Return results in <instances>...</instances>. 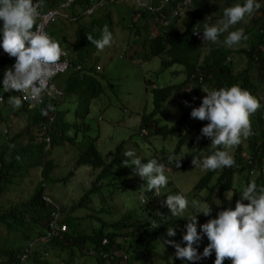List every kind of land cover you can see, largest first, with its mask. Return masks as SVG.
<instances>
[{
    "label": "trees",
    "instance_id": "obj_1",
    "mask_svg": "<svg viewBox=\"0 0 264 264\" xmlns=\"http://www.w3.org/2000/svg\"><path fill=\"white\" fill-rule=\"evenodd\" d=\"M42 1L43 9L46 10L54 8L64 0ZM94 1L97 0H78L74 7L73 5L70 7L71 15H77ZM145 2L156 5L160 0ZM193 2L195 13L183 19L173 20L170 26L157 28L154 37L151 36L149 26L154 25L155 28L160 25L155 23L153 14L146 9L137 8L132 2L122 3L123 6L116 4L106 6L91 16L80 17L75 23H70L75 25L74 38L72 43L65 44V49L70 54L72 69L67 74L54 77L53 81L60 84L65 99L75 102L74 122L67 119L68 110L61 106L63 101L57 96H46L42 105L31 108L28 104L12 100L6 92V77L0 72V95L4 96V102L0 103L3 104L1 107L4 111L0 108V114L9 110L23 112L30 124L40 128V135L31 133L32 138L30 135V138H25V142L20 139L21 134L16 130L8 141L1 144L3 149L0 150V197L12 190L10 185H20L29 175L31 168L41 167L43 178L30 197L18 201L16 205L8 206L9 202L0 204V209L7 210L0 214V264H20L25 246L44 234L50 223L54 207L41 199L46 192L45 178L53 170L52 163L47 161L48 151L46 137L42 134L43 126L48 124L57 109L55 120L50 126L52 144H78L76 133L70 131L72 128H80L83 131L88 128L84 119L89 113L90 102L104 91L100 82L102 72L97 70L100 67L102 71V66H99L101 57L94 59L93 55L98 54L101 46L115 43L114 35L118 25L116 13L121 15L118 26L120 29H128L133 34L135 32L136 36L141 34L144 37L139 41L134 35L136 42L144 48V52L136 51V55H141L147 61L159 58L162 70L179 65L185 73L184 80L178 84L164 88L152 86L153 108L151 112L142 115L141 130L151 128L153 134L167 136L179 130L198 108H204V101L201 100L203 94L206 93L213 99L211 109L206 113L207 119L193 123L186 132V135L195 132L201 139V149L205 150L201 157H198V152L195 151L191 159L201 158L200 160L207 164L208 156L215 157L214 165L196 184L193 192L208 189L211 194L204 201L210 207L212 194L217 191L220 200L218 218L221 219L226 208L225 193L232 189L234 176L236 174L245 176L248 185L249 180H254L253 190L248 196L244 194L245 188L241 191V195L246 199V212L239 222V229L230 227V232L223 231L225 237L220 234L225 245L233 247L232 243L237 240L246 244L242 253L245 264H260L264 255V228L251 226L250 222L254 209H261L264 212V200L254 207L257 196L264 193V180H259L254 174L257 166L264 161V96H260V92L264 90V0H193ZM120 7L124 9L123 13ZM246 7L252 11L251 20L248 22L245 21L248 16V12L244 10ZM174 8L175 3L171 5V13ZM13 12H16V16L8 18L7 16ZM125 16H128L127 26L124 25ZM196 18L200 20L199 36L195 35L193 29ZM177 20L183 22L182 27L176 25ZM224 21L229 23L224 25ZM36 24V19L27 17L24 12L19 11L14 0H0V35H5L8 39L16 38L18 44L24 34L34 29ZM227 28L234 32L233 40L230 43L220 42L215 45L216 41L224 39L218 34V30L226 31ZM58 33L63 32L59 28L54 29L55 41L61 45ZM234 54L243 56L246 62V67L239 72L234 69ZM20 62L21 60L11 56L5 60L0 59V70L12 68ZM145 84L148 86L150 82L145 81ZM186 88L190 91H185ZM164 102L175 105L182 102L188 107L181 118L170 127L159 126L158 119L155 118L161 112ZM5 118L9 119L8 113ZM242 121L248 124L246 131L241 130ZM209 123L213 125L208 127ZM184 138L185 136L179 139L176 147L167 156H155L154 163L160 166L161 161L170 164L184 143ZM19 140H22V143ZM97 140L98 138H91L81 150L77 147L79 158L75 168L86 165L93 170H99L97 178L91 184L92 187L82 197L81 207L89 204L93 193L105 187L103 183L106 179L111 178L115 182L117 177L123 176L124 173L119 172L116 165L128 160L123 154L122 142L117 146L112 161L107 163L97 147ZM192 140L193 146L196 140ZM212 141L214 145L209 144ZM244 155L248 158L243 157ZM213 180L215 183L212 185ZM147 195H151V192ZM104 200L105 197L101 196L100 201ZM146 205H148L146 211H149L150 203L147 202ZM60 208L65 214L63 223L67 225V231L46 244H37L36 246L41 248L34 247L29 255L28 264H49L45 256L49 251L57 252L59 255L65 253L67 257L63 260L64 264H71L77 258H85L86 250L88 254L92 252L90 256L96 259V264L136 263V259L142 256L146 259V256L150 255L149 246L152 241L158 239L159 231L177 221L171 215L174 206L169 203L168 213L151 216L152 222L148 218L141 219L136 212L129 211L119 220L107 222L98 219L99 227L83 230L80 224H75L66 215L69 214L68 210L65 209V213L64 208L61 206ZM152 226L156 229H152ZM198 230L199 227L194 233ZM236 231L238 235H235ZM21 241L25 243L23 245L18 243ZM240 247L237 249L238 252ZM158 250L159 245L153 253L156 254ZM135 251L138 253L137 257ZM191 254L193 256L190 264H216L218 256V253L215 256L206 254V248L194 249ZM172 260L173 264H181L180 257Z\"/></svg>",
    "mask_w": 264,
    "mask_h": 264
},
{
    "label": "rangeland",
    "instance_id": "obj_2",
    "mask_svg": "<svg viewBox=\"0 0 264 264\" xmlns=\"http://www.w3.org/2000/svg\"><path fill=\"white\" fill-rule=\"evenodd\" d=\"M116 5L123 6V4ZM222 5L220 6L222 7ZM120 8L123 13L124 9ZM244 10L248 12L245 20L248 22L251 20L252 11L247 10V7ZM190 15V12H185L180 19ZM125 17L124 25L127 26L128 16ZM115 18L118 24L114 35L115 43L101 46L97 52L98 54L93 55L94 59L98 56L101 57L99 66H102V71L98 72H102L99 74L104 91L99 97L92 99L90 102L89 113L84 119V123L88 128L85 131L80 128H72L70 131L76 133L78 144H52L49 147L47 161L52 163L53 170L45 178L46 192L57 204L64 208L65 213V209L68 210L69 214L66 213V215L70 217L72 222L77 225L80 224V227L86 230V228L99 227L100 222L98 219L113 222L123 218L129 211L136 212L143 220L147 219L149 213L146 211L147 206L145 203L148 200L144 199L142 194L157 189L160 194L159 202L164 205L171 203L174 206L173 216L177 221L159 231L158 239L152 241L149 246L151 252L150 255L146 256V259L145 256H142L136 259V263L133 262L132 264H145V262L147 264H173L172 258L175 259L176 257L174 253L178 252L179 249L184 251L181 264H190L193 256L190 250L195 248L196 242L187 243V237L194 234L197 227H200V229L195 234V238L202 242L200 247L204 246L206 237L219 236V232L225 237L223 231L228 230L230 232V227L239 229V222L245 214V201L239 196V191L246 186L245 176L240 174L234 176L232 190L226 193L225 196L227 208L220 220L218 219L220 200L217 191H213L210 207L204 201L211 194L208 189L197 193L193 192L196 184L215 163V157L211 155L208 156L207 164H204L200 160L201 158L191 159L195 151L198 152V157H201L205 154V150L201 149V139L196 136L195 132L186 135L188 127L192 126L193 123L207 119L206 113L207 110L211 109L213 99L206 93L201 96V100L204 101V108H198L196 113L188 118L179 130H175L167 136L153 134L151 128L147 130V135L142 132V115L151 112L153 108L152 86L164 88L178 84L184 80L185 73L179 65H173L162 70L159 58H152L147 61L141 55H136V51L138 53L144 52L141 44L136 42V40L140 41L144 37L141 34L136 36L135 32L133 34L128 29H120L118 26L121 15L119 16L116 13ZM66 22L61 20V22L54 23L52 26H60L65 29L64 24ZM175 22L178 27L183 26L182 21L177 20ZM228 23L229 21L223 22L224 25ZM149 28L151 29V36L154 37L157 28H160V26L154 28V25H150ZM193 29L195 30V25ZM68 31V34L58 33L57 35L61 40L64 38L65 41L73 42L75 25H69ZM218 34L222 35L224 39L216 41L215 45L220 44V42L230 43L234 37L231 28H227L226 31L218 30ZM25 41L28 42V35H25ZM68 42H63L61 45L65 47V43L69 44ZM1 44L4 43H0V46ZM233 59L236 72L246 67L243 56L234 54ZM145 81H149L150 84L147 86ZM55 85L62 90L57 81ZM111 85L113 88H111ZM185 91L190 90L186 88ZM261 95L264 96V90L260 92ZM1 106L3 104L0 105V108L4 111ZM61 106L68 110L67 119L74 122L75 102L66 98ZM186 108H188L187 105L182 102L180 105L164 102L161 112L155 117L158 119V125L170 127L181 118ZM7 113L9 119L5 118ZM243 122H240L241 130L246 131L248 124ZM34 125L29 123L23 112L17 113L9 110L4 114H0V150L3 149V145H1L3 141L4 143L8 141L16 130L19 131L21 134L20 139L24 142L25 138H30V135L32 138L31 133L40 135V128ZM183 136H185L184 143L181 145L179 152L174 155L171 163L161 161L162 166L155 165V156H167ZM91 138H98L97 147L107 163L112 161L117 146L124 142L123 154L125 159L128 160L116 165L117 170L124 173L123 176L117 177L115 182L111 178L106 179L103 183L105 187L101 191L99 189L96 193H93L90 196L89 204L81 207L82 197L92 187L91 184L99 173V170H93L86 165L75 168L79 158L77 147L80 150L85 148ZM192 139L196 140V142H193V146L191 145ZM22 140H19V142L22 143ZM209 144L214 145V142L212 141ZM154 165L159 167L157 170L158 173H161L160 176H156ZM40 168H31L29 175L20 185H10L12 190L0 197V204L9 202L8 206L16 205L18 201L30 197L34 193L37 184L43 179ZM69 174L74 175L69 176ZM214 183L215 180L212 181V185ZM254 184V180H249V186L246 188L247 193L253 190ZM234 194H238L235 200ZM101 196L105 197L104 201H100ZM261 200H264V193L257 196L254 207ZM5 210L0 209V214L7 211ZM153 212L159 214L161 208L159 209V207L153 205ZM83 218L84 221H82ZM261 222L264 223L263 210L254 209L250 225H260ZM151 228L156 229L155 226ZM235 235H238V231L235 232ZM18 243L23 245L25 242ZM158 245L160 250L155 254L153 252ZM241 245V240L232 243L236 250ZM35 248L40 249L41 246ZM206 248L209 252L208 244H206ZM215 248H218V245ZM86 254L85 258H77L71 264L97 263L96 259H92L87 250ZM135 255L138 256L136 251ZM66 257L65 253L59 255L57 252L52 253L49 251L46 259H48L49 264H64L63 260ZM28 263V261L25 262V264ZM262 264H264V258Z\"/></svg>",
    "mask_w": 264,
    "mask_h": 264
},
{
    "label": "built area",
    "instance_id": "obj_3",
    "mask_svg": "<svg viewBox=\"0 0 264 264\" xmlns=\"http://www.w3.org/2000/svg\"><path fill=\"white\" fill-rule=\"evenodd\" d=\"M33 1V7L24 6L38 20L36 27L29 32V51L25 53L18 52L16 43L12 40L6 44V51L0 52L1 57L5 56L7 52H12L23 59L21 64H18L7 73L8 86L11 92L14 93V98L17 102L27 103L30 107L42 105L46 96H63L64 93L54 85L53 80L54 77L62 75L72 68V60L68 52L56 48L48 33L51 24L56 23L60 17L67 16L63 15L60 8L42 11L41 0ZM111 1L115 2L116 0ZM118 1L121 3L132 2L137 8L148 10L153 14L155 23H158L160 27L169 26L173 20L180 19L185 12H196L193 0H160L156 5L147 4L143 0ZM173 3H175V8L172 9L171 13V5ZM194 23L195 35L199 36L200 20L196 18ZM207 32L210 33L209 30ZM1 101L3 99L0 97ZM54 117L50 118L49 125L54 121ZM211 125L213 123H209L208 127ZM143 132L146 133L145 129H143ZM42 134L46 135V141L49 146L52 139L47 125L43 126ZM244 156L247 157L246 155ZM44 186L46 187V185ZM41 199L52 205L54 211L51 214L50 223H48L45 233L36 238L35 241L30 242L23 250L20 264L28 260L36 244H46L67 231V225L63 223L64 213L60 206L47 192L41 196Z\"/></svg>",
    "mask_w": 264,
    "mask_h": 264
},
{
    "label": "clouds",
    "instance_id": "obj_4",
    "mask_svg": "<svg viewBox=\"0 0 264 264\" xmlns=\"http://www.w3.org/2000/svg\"><path fill=\"white\" fill-rule=\"evenodd\" d=\"M15 1V3L17 4V6H18V9H19V11H22V12H24V14L27 16V17H33L32 16V12L30 11V10H27L26 8H24V6H27L28 8H31V7H33V5H34V1L33 0H14ZM78 0H74L72 3V5H73V7H74V5H75V3L77 2ZM41 2H42V7H41V10L43 11L44 9H43V1L41 0ZM113 4H122L120 1H118V0H116L115 2H112L111 0H97V1H94V2H92V4L89 6V7H87L86 9H84V10H82V11H79L78 12V14L77 15H71V13H70V11H71V9L72 8H70L69 7V5H68V0H64L63 2H61L60 4H58V5H56L54 8H48V9H46V10H52V9H56V8H60V10L62 11V13H63V15H66L67 17H64V16H62V17H60L58 20H57V22H61V20H65V21H67L66 22V24H64V26H65V29L64 28H61L60 26H52L53 24H51L50 25V27H49V30H48V33H49V35H50V37H51V41H52V43L54 44V46L56 47V48H58V49H60V50H66L65 49V47H63L62 45H60V44H58L56 41H55V36L53 35V33H54V29H56V28H59V30H61L63 33H65V34H68V27H69V25H73V24H70V23H75L77 20H79V18L80 17H88V16H91V15H93L94 13H96L97 11H100V10H103L107 5H113ZM123 4H125V3H123ZM16 16V12H13L11 15H8L7 17L8 18H11V17H15ZM34 18V17H33ZM34 19H36L37 20V18H34ZM56 22V23H57ZM37 23H38V20H37ZM53 30V31H52ZM29 32H30V30H29ZM29 32H27L26 34H24V36H23V39L22 40H19L18 42V44L16 43V38H13V39H8L7 37H5V35H0V43H4V44H1V46H0V52H3V51H6V44L9 42V41H14L15 43H16V49L18 50V52H23V53H25V52H28L29 51V39H30V37H29ZM25 35H28V42H26L25 41ZM60 42H61V44L63 43V42H68V41H65V40H59ZM65 43V44H66ZM70 43H72V42H70ZM67 51V50H66ZM68 52V51H67ZM68 54H69V52H68ZM14 57V58H16V59H18V60H21V62L20 63H17L15 66H17L18 64H21L22 62H23V59L22 58H20L19 57V55H16V54H14V53H12V52H7L6 54H5V56H3V57H1L0 56V59H6V58H8V57ZM69 56H70V54H69ZM71 58V57H70ZM14 66V67H15ZM14 67H12V68H8V69H1L0 70V72H1V75H3L4 77H6V80H7V93H8V95L9 96H11V98H12V100H14L15 102H17L16 100H15V98H14V93L13 92H11V90H10V88H9V86H8V79H7V73L9 72V70H11V69H13ZM72 69V68H71ZM70 69V70H71ZM69 70V71H70ZM97 70L98 71H101V69H98L97 68ZM68 71V72H69ZM68 72H66V73H64V74H67ZM64 74H62V75H64ZM59 76V75H58ZM58 76H56V77H58ZM54 85H55V83H54ZM59 89V88H58ZM63 93H64V91L63 90H61ZM0 97H1V99H3V101H1L0 103H3L4 102V96L3 95H0ZM62 101H63V103H64V101L65 100H63V99H65V93H64V95L63 96H61V97H59ZM19 102H21V101H19ZM24 103V102H23ZM25 104H27V103H25ZM29 105V104H28ZM30 107V106H29ZM36 107V106H35ZM31 108V107H30ZM56 111H57V109H55V111H54V114L52 115V116H56ZM51 116V117H52ZM50 117V118H51ZM54 120H55V117H54ZM49 121H50V119H49ZM53 123V122H52ZM52 123L49 125V122H48V124H47V126H48V131H49V133H50V126L52 125ZM143 129H145V128H143ZM143 129H142V132H143ZM145 131H146V135L148 134V132H147V130L145 129ZM6 132H7V130H6ZM45 137H46V135H44ZM50 136H51V139H52V135H51V133H50ZM52 141H53V139H52ZM52 141H51V143L49 144V146H48V143H47V141H46V143H47V147H46V150L48 151L49 150V147L50 146H52ZM243 157H245V156H243ZM245 158H247V157H245ZM155 165H159V164H155ZM154 165V168H155V170H156V176H160L161 175V173H158V170H157V168H159L158 166H155ZM160 166V165H159ZM255 177H258V179L259 180H264V161H262V163L259 165V166H257V168H256V170H255ZM249 185L247 184V182H246V186L244 187L245 188V191H244V194L246 195V196H248L250 193H247V190H246V188L248 187ZM243 188V189H244ZM242 189V190H243ZM232 190V189H231ZM230 190V191H231ZM242 190H240L239 191V196L241 197V198H243L244 199V201H245V207H244V210H245V212H246V199H245V197L243 196V195H241V191ZM151 192V195H147V193H150ZM147 193L146 194H142L143 195V198L144 199H147V197H148V203H150V206H151V209L149 210V211H147L149 214H148V219L152 222V217L151 216H154V215H166L167 213H168V210H167V205L169 204H166V205H164V204H162V203H160L159 202V196H160V194H159V192H158V190L157 189H152V190H149V191H147ZM228 193V192H227ZM238 194H234V200L238 197L237 196ZM225 196H226V193H225ZM235 196H237L236 198H235ZM226 200V199H225ZM144 201V200H143ZM147 203H145V205H146ZM59 205V204H58ZM153 205H155L156 207H159V209L161 208V212L159 213V214H157V213H154L153 212ZM146 206H148V205H146ZM226 208H227V206H226ZM226 208H225V211H226ZM164 210H165V213H164ZM225 211L223 212V213H225ZM171 215L173 216V212H172V210H171ZM64 216H65V214H64ZM219 219V218H218ZM220 220V219H219ZM153 224V223H152ZM256 227H258V228H264V223L263 222H261L260 223V225H255ZM68 228V227H67ZM199 229H200V227H199ZM198 232V231H197ZM197 232H195L194 234H192L191 236H188L187 237V243H190V242H192V241H195L196 242V244L194 245L195 246V248L194 249H200V248H206V244H208L209 245V252H208V250H207V248H206V254H209V255H216L217 253H218V256H217V258H216V264H245V260H243L242 259V253H243V251L245 250V247H246V244H242L241 245V247H240V250H239V252L234 248V247H231V246H229V245H225L224 244V239L221 237V234H220V232H219V236H216V235H213V236H211V237H206V241L204 242V246H202V247H200L201 245H202V242L201 241H198V240H196V238H195V234H197ZM43 235V234H42ZM42 235H40V236H42ZM40 236H38V237H40ZM38 237H36V238H38ZM36 238H34V240H32L31 242H33V241H35L36 240ZM30 243V242H29ZM28 243V244H29ZM27 244V245H28ZM27 245L25 246V248L27 247ZM37 245V244H36ZM35 245V246H36ZM216 245H218V248H215V246ZM24 248V249H25ZM193 249V250H194ZM193 250H190V253H191V251H193ZM175 255H176V257H175V259L177 258V257H180V259H181V262H182V259H183V257H184V251H183V249H179L178 250V252H176V253H174ZM45 256H47V254L45 253ZM263 258H264V255H263V257H262V259H261V261H260V264H262V260H263ZM173 259V258H172ZM28 260H29V258H28ZM27 260V261H28ZM26 262V261H25ZM25 262L23 263V264H25ZM36 264V263H35Z\"/></svg>",
    "mask_w": 264,
    "mask_h": 264
},
{
    "label": "bare ground",
    "instance_id": "obj_5",
    "mask_svg": "<svg viewBox=\"0 0 264 264\" xmlns=\"http://www.w3.org/2000/svg\"><path fill=\"white\" fill-rule=\"evenodd\" d=\"M72 0H68V5H69V7H71L72 6Z\"/></svg>",
    "mask_w": 264,
    "mask_h": 264
},
{
    "label": "flooded vegetation",
    "instance_id": "obj_6",
    "mask_svg": "<svg viewBox=\"0 0 264 264\" xmlns=\"http://www.w3.org/2000/svg\"><path fill=\"white\" fill-rule=\"evenodd\" d=\"M91 254H92V252L91 253L89 252V255H91Z\"/></svg>",
    "mask_w": 264,
    "mask_h": 264
}]
</instances>
